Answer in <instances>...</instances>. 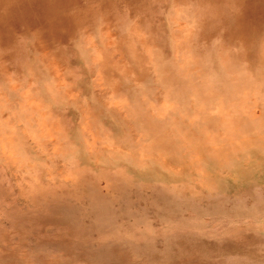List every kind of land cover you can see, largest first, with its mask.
<instances>
[{"label":"rangeland","instance_id":"obj_1","mask_svg":"<svg viewBox=\"0 0 264 264\" xmlns=\"http://www.w3.org/2000/svg\"><path fill=\"white\" fill-rule=\"evenodd\" d=\"M0 264H264V0H0Z\"/></svg>","mask_w":264,"mask_h":264},{"label":"bare ground","instance_id":"obj_2","mask_svg":"<svg viewBox=\"0 0 264 264\" xmlns=\"http://www.w3.org/2000/svg\"><path fill=\"white\" fill-rule=\"evenodd\" d=\"M260 12V11H259ZM2 16V15H1ZM191 30V29H190ZM189 30V31H190ZM176 33V32H175ZM180 33V32H179ZM184 33V32H183ZM106 37V36H105ZM107 42V41H106ZM183 42V41H182ZM175 49V48H174ZM148 50H150V49H148ZM149 52V51H148ZM154 53V52H153ZM155 54V53H154ZM180 56V55H179ZM96 57V56H95ZM97 58V57H96ZM150 58V57H149ZM49 61V60H48ZM51 61V60H50ZM51 65V64H50ZM53 68V67H52ZM181 68V67H180ZM194 68V67H193ZM192 68V69H193ZM190 71V70H189ZM148 72V71H147ZM176 72H177V70H176ZM116 77V76H115ZM180 83V82H179ZM11 85V84H10ZM12 88V87H11ZM100 88V87H99ZM180 90V89H179ZM182 91V90H181ZM93 95H94V93H93ZM23 97H24V95H23ZM130 98V97H129ZM154 98V97H153ZM115 103H116V101H115ZM162 103H163V101H162ZM166 103V102H165ZM164 103V104H165ZM169 103V102H168ZM190 103V102H189ZM171 104V103H170ZM184 104V103H183ZM250 104V103H249ZM37 105V104H36ZM161 105H163V104H161ZM239 105H241V104H239ZM107 106V105H106ZM166 106H167V103H166ZM243 106V105H242ZM119 107V106H118ZM117 107V108H118ZM168 107H169V105H168ZM213 107H214V105H213ZM216 107H217V105H216ZM165 108V107H164ZM198 108V107H197ZM242 108V107H241ZM29 109V108H28ZM28 109H26V110H28ZM194 109V108H193ZM199 109V108H198ZM216 109V108H215ZM215 109H213V110H215ZM252 109V108H251ZM191 110V109H190ZM197 110V109H196ZM195 110V111H196ZM211 110V109H210ZM218 110V109H217ZM221 110V109H220ZM228 110V109H227ZM242 110V109H241ZM255 110V109H254ZM32 111V110H31ZM229 111V110H228ZM163 112V111H162ZM190 112V111H189ZM212 112V111H211ZM213 112H215V111H213ZM219 112V111H218ZM224 112H225V110H224ZM112 113V112H111ZM158 113V112H157ZM164 113V112H163ZM196 113V112H195ZM253 113V112H252ZM63 114H65V113H63ZM151 114V113H150ZM159 115V114H158ZM157 115V116H158ZM80 116V115H79ZM202 116V115H201ZM24 117H26V116H24ZM40 119V118H39ZM42 119V118H41ZM77 119V118H76ZM125 119V118H124ZM28 121V120H27ZM29 121H30V119H29ZM117 121V120H116ZM188 122V121H187ZM29 123V122H28ZM37 123V122H36ZM35 123V124H36ZM86 123V122H85ZM115 123V122H114ZM127 124V123H126ZM41 125V124H40ZM38 126V125H37ZM117 126V125H116ZM83 128V127H82ZM129 128V127H128ZM166 132V131H165ZM67 135V134H66ZM139 135V134H138ZM222 136V135H221ZM137 137V136H136ZM157 141V140H156ZM157 143V142H156ZM159 143V142H158ZM184 145V144H183ZM104 149H106V148H104ZM107 160V159H106ZM126 160H128V158L126 159ZM102 161V160H101ZM174 162V161H173ZM172 163V162H171ZM178 163V162H177ZM184 164V163H183ZM173 165V164H172ZM173 173V172H172Z\"/></svg>","mask_w":264,"mask_h":264}]
</instances>
